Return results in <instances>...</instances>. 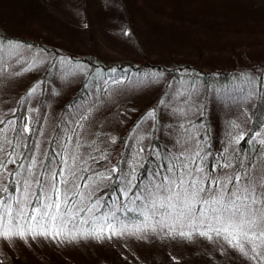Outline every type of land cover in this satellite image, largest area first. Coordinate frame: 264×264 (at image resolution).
<instances>
[{"label": "rangeland", "instance_id": "obj_1", "mask_svg": "<svg viewBox=\"0 0 264 264\" xmlns=\"http://www.w3.org/2000/svg\"><path fill=\"white\" fill-rule=\"evenodd\" d=\"M145 1L125 0L128 12L123 16L115 13V0H82L83 3L73 0V7L69 0H45L44 4L40 0H16L20 4L12 12L3 15L0 12V34L19 38L17 43L0 42V119L9 117L11 113L16 119L27 118L31 125L33 116H38L34 126L36 134L32 135L33 150L29 155L36 158L34 152L46 141L50 120L63 115L66 122L60 124L57 134L58 152H63L65 160L71 154L82 157L71 163V167L77 169L79 179L76 183L81 185L85 194L84 203L89 189L83 186L90 182L89 177L105 171V163L117 159V148L127 143L123 161L125 171L133 168L135 160L140 162V150L148 147V131L155 118L158 119L157 137L167 136L172 144L170 149L175 150L173 152L182 156L197 152L201 143L193 137L188 140L189 133L193 132L186 129L185 124L199 115V99L205 95L209 105L206 114L216 125V151L225 152L227 149L231 153L237 144L234 138L245 132L250 107L256 100L255 93L250 99L241 98L240 89L248 88V79L255 81L257 88V76L264 74V0ZM25 2H40L41 10L48 12L52 21L38 22L26 15L28 17L23 24H19L15 14L21 15V9L23 13L26 11L23 7ZM7 6L9 3L0 0V9L7 11ZM161 22L167 25L163 30L167 40L161 39L163 34L152 29L153 24ZM168 26L177 27H173L172 32ZM166 42L171 48L166 47ZM79 58L101 61L108 66L102 74L90 62L92 68ZM129 62L135 67L144 65L145 70L131 71L126 78L120 75L123 83H113L112 69ZM148 63L165 68L185 65L188 66L185 70L191 74H195L192 73L195 69L214 75L220 70L242 71L241 76H235L231 82L237 88V94L228 98L230 101L223 109L226 104L223 103L224 98L219 97L221 87L211 84L206 88L197 83L191 87L172 75L161 77L154 70L146 71ZM49 67L51 69L47 71ZM88 75L90 78L86 80ZM183 75L178 78L182 80ZM82 84L85 87L80 96L82 103L62 112V105L75 95ZM33 87H36V92L27 95ZM231 104L234 105L228 110ZM2 127L6 129L7 125ZM257 132L262 134L257 138L259 141L264 138V124ZM21 150L17 149L19 153ZM89 152L95 153L96 161L91 159L89 164L88 160V171L84 174L79 169L84 166ZM60 165L57 171L63 168L68 175V165ZM107 180L97 182V189L101 182ZM19 195L15 191L14 196ZM110 209L105 208L102 213H108ZM91 216L87 212L74 213L60 228L59 235L49 225L47 230L50 234L47 236L33 235V232L45 229L34 220L27 221L32 231L23 238L0 237V261L3 257L8 261L15 259L16 264H49L47 261L52 264L63 261L93 264L94 257L106 256L108 251L107 256L111 255L114 260L123 256L144 261L161 256L179 258L187 250L205 246L194 237H164L165 228L159 227L155 232H144L138 236L125 233L97 238L86 234L94 227ZM85 220L88 222L84 223ZM155 223L156 220L149 222L150 225ZM181 242L195 243L186 247ZM208 247L225 258L235 255L246 264H264V258L253 259L251 253L244 256L222 237L211 238ZM111 263L116 264V261ZM232 264L240 263L234 260Z\"/></svg>", "mask_w": 264, "mask_h": 264}, {"label": "snow or ice", "instance_id": "obj_2", "mask_svg": "<svg viewBox=\"0 0 264 264\" xmlns=\"http://www.w3.org/2000/svg\"><path fill=\"white\" fill-rule=\"evenodd\" d=\"M112 73L113 83H123V77L115 75L116 69H112ZM257 79L260 90L257 91L255 81L248 79V88L240 89L241 98L250 99L255 93L264 101V74H258ZM36 90V87L31 88L27 95H33ZM3 125H7V128L2 127ZM35 134V128L30 127L25 117L14 120L0 119V193L9 192L7 178L13 177L15 191L20 194L0 197V237L5 239L23 238L27 232L32 231L26 222L33 220L45 229L33 232V235H49V225H52V231L59 235L60 228L74 213L93 214L100 208L101 202L98 198L91 206L84 203L85 194L81 191V185L76 183L79 177L77 169L72 168L71 163L78 162L82 157L71 154L68 160L62 158L59 161L68 165V175H65L63 168L56 171L51 159L47 165H39L43 172L34 173L33 169L37 167L36 158H22L17 149L24 147L23 141ZM261 135L257 132L250 137L254 148L249 150L247 163L239 156L229 159L221 155L225 162L220 165L219 174L216 169L205 171L198 163L202 160L199 151L188 153L183 159L167 157L169 163L166 169L162 170L161 166L157 165L147 183H136L135 168L125 171L117 165H112L105 171L96 173L94 177H89L90 182L83 186L89 189L87 198L90 199L97 191V182L110 180L113 175L119 174L117 188L125 199L113 200L112 208L118 211L121 206L135 205V208L128 210L140 211L144 223L133 224L129 228L120 221L116 211H110L93 216V230L86 234L97 238H103L105 235L111 238L125 233L138 236L144 232H155L158 227H167L173 230L174 235L189 239L193 233L211 239L209 233H213L216 237H222L244 256L251 253L253 259L264 258V138L256 143ZM244 139V134H240L234 138V142L238 144ZM102 158L107 159L106 156ZM157 158L159 159L158 154ZM24 159L28 160V164L23 162ZM92 159L93 162L96 161L95 157ZM10 164L16 167L10 169ZM77 197H80L79 201ZM151 219L156 220L155 225L149 224ZM184 227H188L190 231H183ZM201 227L207 228L208 231L197 232ZM177 228L180 229L178 232L175 231Z\"/></svg>", "mask_w": 264, "mask_h": 264}, {"label": "trees", "instance_id": "obj_3", "mask_svg": "<svg viewBox=\"0 0 264 264\" xmlns=\"http://www.w3.org/2000/svg\"><path fill=\"white\" fill-rule=\"evenodd\" d=\"M15 1V2H14ZM12 0L11 2H9L8 0H4V3H9V6H7V11H3L2 9H0L1 14L3 15L4 13L8 14L9 12H12V9H14L15 7L18 6L16 0ZM42 4H44L45 0H40ZM147 1V0H146ZM145 1V2H146ZM66 2V1H65ZM69 5L72 6L73 4V0H69ZM82 2V0H81ZM40 2H36L35 4H32L31 2H25V4H23L25 7L24 9L26 11H22L21 9V15H17L15 14V17L17 20H19L20 22H18L19 24H23V21L26 20V18L28 16L26 15H30V19H36V21L38 22H49L52 21L51 20V16L49 15L48 12L41 10L42 6H41ZM83 3V2H82ZM215 3V2H214ZM16 4V5H15ZM115 4H116V11L115 13L117 14H121V16L126 15V5H125V0H115ZM30 6V8L26 7V6ZM125 5V6H124ZM73 7V6H72ZM30 10L27 12V10ZM200 13V10L198 11ZM166 23H155L152 25V29L155 28L156 31H158L161 34L162 37L161 39L163 40H167L168 38L164 35V29L166 28ZM169 28H171V31L173 32L175 28L173 27H177V26H168ZM18 37L17 36H13V35H8V34H0V42L4 43L6 41L9 42H14L17 43L18 41ZM44 47V45H43ZM166 47L167 48H171L167 45L166 42ZM53 48V47H52ZM55 56H57V53L55 54ZM78 60H82L85 63H88V67H90L89 65V59L85 60L82 58H79ZM92 67H97L99 71L103 72L106 71V67L108 65L103 64L101 61H95V62H90ZM149 66H145L148 67V69H146V71L149 70H154L159 76H165V75H172L175 79L177 78L178 81L187 83L189 86L192 87L193 83H197V84H201L204 87H209L211 84H214L216 86H219L223 89L224 92L221 93L220 89V93H219V97L220 99H222L221 97H223V103L226 104V106L223 107V109L225 107H227V104L229 103L228 101H230L229 99L234 96L235 94H237V88L235 86L232 85V81L233 78L235 76L240 77V72L242 70H237V69H229L226 71L220 70L218 74H212V72H208V73H201L196 71L197 69H195L192 73L195 74H191L189 73V71L185 70L186 67L185 65H172V66H168L167 68L163 67V65H155L152 63H148ZM144 65H142L141 67H135L134 63H124V64H120V65H116V74H118V76L120 75H125V78L127 77V75L131 72H137V71H144ZM90 67V68H92ZM51 69V67H49V69L47 68V71H49ZM184 70V72H183ZM182 74H184L182 80L179 79L178 77L181 76ZM92 77V76H91ZM89 75L87 77L86 80H88ZM231 84V86H230ZM82 87H80L76 92L75 95L72 96L71 98H68L67 101H65V103L62 105V112H67V108L68 107H76L78 106L77 104H81V98L80 96H82L83 93V88L84 84L81 85ZM260 90V84H258L257 87V91ZM44 94V93H43ZM205 94V93H204ZM229 98V99H228ZM235 99V98H234ZM160 101V99H159ZM158 102V101H157ZM200 102V106L199 109H201L200 113L198 116L194 117L192 120H190L189 122H187L186 125V129L188 130H192L193 134L189 133L188 135V140H193L195 138H197L198 141H200L201 146L199 148V152L200 155L202 157V160H200L198 163L204 167L205 171H212L213 169L217 170V174H219L220 172V165H222L225 161L221 159V155H224L226 158L231 159L234 156H239L245 163L248 162V158L250 155L249 150L254 148L253 143L250 142V137L254 136L255 133L257 132V130H259L261 128V126L264 124V101L261 100V98L259 96L256 95V100L253 103V105L250 107V116H249V121L247 124V127L245 129L244 132V136L245 139L244 141H241L240 143L236 144L235 149L232 150L231 153L228 152H217L216 148H217V142H218V136L215 133V123L212 120L208 119V116L206 114V110L209 109V105L207 102V96H203L201 99H199ZM234 104L229 105L228 110L231 109V107ZM212 110V108H210V111ZM16 115H18L16 113ZM153 117V114H152ZM9 118L11 119H16L14 117H12L11 113L9 117H5L4 120H8ZM154 123L152 122V126L150 127V130L148 131V136L150 137L149 139V143H148V147H144L143 151H142V157L140 162L133 163V168H135V172H136V176H137V181L136 183H147L148 180H150L152 178V170H154L156 168L157 165L161 166V169L164 170L166 169L167 164L169 163V160L166 159L167 157H179L181 159H183L184 156H182L181 154H177L173 151H175L174 149H170V145H172L170 142H168L167 140V136L166 137H157L156 135V127H157V121L158 119L155 118ZM38 122V116H33V122L31 123L30 127H34L36 126ZM66 122L65 118L63 115H60L59 117H57L56 119L50 120V124L49 126L51 127L49 130V133L47 134V138L46 141L44 142V144L42 146H39L38 148H36L34 155L36 156V160H37V167L35 169H33L34 173L36 172H43V169L39 167V165L41 163L47 165L49 159H51L53 161V164L56 167V171L61 167V163H59V161L62 159V153L63 152H58V141H57V134L59 132V128H60V124ZM36 124V125H35ZM164 124H166L164 122ZM173 127V125H170ZM10 135H14V133H10ZM190 137V138H189ZM34 140V136H30L29 139H26L23 141L24 147H22L21 150V154H22V158L24 156H29L32 152V148H33V144L32 141ZM256 143L258 144L259 141H256ZM93 145V144H92ZM127 143H124V147L120 146V148L118 149V155H117V159L116 160H112L109 161L107 163L104 164V167L109 168L112 165H117L119 168H123L124 169V153L127 151ZM61 149V148H60ZM218 153V155H217ZM42 154H46L43 155ZM93 154H95L94 152H89V157L87 158L86 162L84 163V166L81 167L80 169H87L88 168V160H89V164L91 163V159L93 157ZM157 154L159 155V159L157 158ZM23 162L25 164H28V160L24 159ZM233 164H235V160H233ZM9 167V166H8ZM16 165L10 166L9 168H15ZM79 169V170H80ZM90 170V168H89ZM88 171L87 170H80V172L82 173H86ZM119 174L113 175L111 177L110 180H107L105 182H101L99 185V188L97 189V191L91 196L90 199H87L85 201V204H92L94 201L96 202L97 198L100 200L101 204H100V208L99 211L96 213H93L91 217L93 216H99L104 210L105 208H110V211H116L115 209L112 208V202L113 200H117V198H119V200H124L125 198L119 193L117 185L119 184V181L117 179V176ZM8 188H9V192L7 194H3L0 193V197H2L3 195H12L14 196L15 194V185L12 183L13 181V177H8ZM93 201V202H92ZM135 205H128L127 207H119V210L116 211V215L120 218V221L127 225L129 228L132 227L133 224L135 225H142L144 223V217L141 215L140 211H129V208H135ZM155 219H151L150 221H154ZM171 221H169L170 223ZM180 229H176L175 231H179ZM190 231V229L188 227H186V232ZM197 232H207L208 229L207 228H198L196 230ZM163 235L164 237H171L174 238L176 235L173 234V230L168 229L167 227H165V230L163 231ZM209 235L213 238L215 236V234L213 233H209ZM177 237H179V235H177ZM197 238L199 239V241H202L205 246H201L198 248H192L190 250L185 251V253H182L180 255V257H171V256H161L157 258H152V259H148V260H144V261H140L136 258H111L112 256H107L109 255L110 251L107 252L106 256L103 255H98L97 257H94L93 264H113L111 263V261H116V264H232L235 261L239 262L240 264H246L243 260H241L239 257H236L235 255H230L229 258H225L224 256H222L221 254H219L218 252L214 251V250H210V248L208 247L209 244L211 243V239L206 238L205 236L202 235H198L193 233L191 238ZM183 245H186V247H190L193 243L195 242H181ZM200 246V245H199ZM5 259H8L9 257L4 256ZM14 258V257H12ZM13 260V261H11ZM14 261H16L15 259H10V261L8 260H3V257L1 258L0 264L6 262L8 264H16ZM49 264V261H47ZM18 264V263H17ZM60 264H75L72 262H68V261H63Z\"/></svg>", "mask_w": 264, "mask_h": 264}]
</instances>
